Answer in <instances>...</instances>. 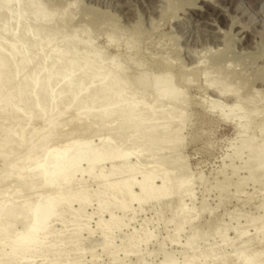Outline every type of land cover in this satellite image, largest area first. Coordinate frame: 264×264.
<instances>
[{"label":"rangeland","instance_id":"rangeland-1","mask_svg":"<svg viewBox=\"0 0 264 264\" xmlns=\"http://www.w3.org/2000/svg\"><path fill=\"white\" fill-rule=\"evenodd\" d=\"M59 2H62V0ZM64 2L65 0L62 3ZM71 2H76L74 6L72 5L73 10L70 12L74 17V22L71 20L72 24H70V21L69 23L67 21V31H78L82 26L85 29V25L88 24L87 29L91 31L92 36L91 34L90 36L93 37L92 41L95 44L93 46L107 53H103L104 56L118 55L117 58L122 63L125 62L126 64L123 63L125 66L130 63L126 67L127 70L132 72V74L130 71L128 73L129 77L132 76L131 79H136L143 72L152 75L151 73L155 72L159 65L166 63L174 67L175 74L178 77L182 75L181 78L191 80L188 85L184 84V93L182 91L186 95L182 97H188L190 100V106L187 109L190 114L188 120L190 123L188 122L182 130L181 136L184 139L176 145L178 147H172L173 145L168 144L152 150L147 140H143L136 145L137 138H140L137 134H132L133 136L121 140V135H118L120 131H117V134H113L112 132L115 131H112V136L108 133L113 129V126H116L114 125L116 123L104 126L97 125L92 129L88 128L89 131L83 129L87 131H85V134L83 131L81 132V129L78 130L76 135L68 136V133H71L74 129L72 121L66 123L64 128L61 127L65 131L60 129L64 134L62 135L59 132L62 135H60V143L63 147L59 145V140L55 144L61 146L62 150L65 148L70 151L72 148L70 142L74 139V144L75 138H78L79 141L82 139L83 141L87 140L93 148L101 144L104 137H110L113 146H118V149L120 148V150L129 153L128 157L121 160V173L116 176L117 178L115 177L116 180L119 179L120 183L127 176L122 172L129 166L133 167V171H136L135 178L137 181L142 180L148 172H154L153 183L155 186L160 187L161 176L172 175L176 178V183L166 191V195L140 203L134 202L131 208L124 213L110 207L111 214L119 217L118 224L120 227L113 231L109 241H101L106 229L98 228L100 199L94 198L86 206V213L77 221H74L69 213H65L63 219H58L52 224L56 231L61 230L63 227H71L68 229L69 232L66 233L68 236H74L76 229L79 226H84L83 231L77 235L76 239L79 241L75 245H61L58 248L60 251L37 258H35V253L30 252V254H27V261H22V263L13 260L8 264H231L234 260H238L236 258L238 252V257L241 259L243 254L240 252L245 251L246 256L250 251V253H257L260 257H257V261L260 259L261 262L262 260L264 262V166L263 168L259 167L262 170L250 174L253 169H257L256 167L264 162V158L251 159L249 157L256 151H260L261 146L256 145L250 150H235V147L239 146L241 141L239 136L240 125L234 121L237 117L233 119L235 116L233 114L236 113L237 116V112H235L237 108L234 107L232 102L236 100V96L227 92L230 98L226 94H222L224 96L222 98L223 96L220 97L221 93L219 92L220 85L219 88H215L218 85L214 87L209 84V79L217 76L216 72L219 68L224 69L226 67L225 73H229L230 75L226 73L228 76H234L233 81L237 78L236 81H239L244 76L247 82L250 77L249 83L247 82L242 88V92H240L241 96L261 91L262 94L259 97L262 98L263 96L264 99V0H71ZM71 2L67 1L65 3L68 5ZM62 3L61 5L64 6ZM17 9L19 8L17 7ZM11 14L16 16L14 12ZM13 16L12 18L10 16L11 20ZM73 25L77 26L74 28ZM78 25L81 27H78ZM11 27L13 28V25ZM80 30L78 33H80ZM110 31H113L111 34L113 33L112 38L115 39L112 44H109L111 34L108 33ZM137 42H139V46ZM132 45L137 46V48L131 50ZM162 56L164 57L162 58ZM129 58L130 60H128ZM165 60L167 62H164ZM131 61H136L135 64L141 62V65L138 64L140 69ZM201 66L204 69L205 67L212 68V70L209 69V74H211L208 77L205 75L207 79L204 76L199 77L202 71L200 70L202 69ZM233 71L236 75L232 73ZM134 72H136V76H133ZM40 77L42 76L40 75ZM231 77H229V82L231 80L232 85L230 90L233 89L234 91L241 81H234L233 83ZM206 80L209 81L210 88L205 84ZM67 81L66 79L60 83L61 86L66 85ZM148 84L151 85V83ZM89 87H91V84H88V89ZM212 87L216 90L219 89V91H208ZM84 88H87L86 85ZM21 92H24L23 88L20 92L18 91V96L22 95ZM128 93L130 94V92ZM75 95L76 90H72L66 93L63 99H71ZM36 96L35 91L30 92L29 97L25 100H32ZM38 96L41 97V93ZM56 96L57 94H49L48 97H43V99L41 97L40 106L42 110L52 108L56 103ZM232 96L235 97L234 100H231ZM244 97L241 98L244 99ZM241 98L240 100H243ZM237 99L239 98L237 97ZM210 101L217 102L214 103L216 105L218 102L221 103L219 105H223L225 101H228L230 107L233 105L234 111L231 110L230 112V108H228L230 115L235 112L231 115L233 117L231 121L234 122H230V120L226 122L223 118H220L219 111L210 108ZM236 101L234 102L236 103ZM157 103H160L159 100ZM181 103L178 101V105L176 103L174 105L179 106ZM228 103L225 104L228 105ZM159 105L157 104V106ZM16 106L18 108V104ZM123 106L121 107L122 111ZM41 107L32 113L30 109H26L20 113L22 119H17L16 122L14 119L17 117L18 109L15 107L10 110L8 116L0 121V128L9 129L8 135L4 139H0V144L17 138L15 134L20 130V127L22 128L21 134L25 136L27 142L31 133L36 127L38 128L44 117H46ZM2 108V105H0V112ZM77 109L78 107H69L66 111L70 112ZM95 111H91L90 114L88 113L80 118L83 120L89 119L97 113ZM123 112H125V109ZM226 112L228 113L227 110ZM56 114L58 112L55 110L50 112L48 116L56 117ZM240 114L242 113H238V116ZM73 122L75 123L73 125H78L77 121ZM59 123L53 121L51 127H56ZM173 124H176V121ZM173 124L170 129L175 127ZM149 125H143V129H148ZM70 126L72 127L71 130ZM78 126L75 129H80V126ZM168 126L171 127V125ZM253 131L249 130L242 136V139L255 134L256 140L260 142L259 132ZM48 132L45 130L42 134L41 138L43 140L48 137ZM79 132L84 135L81 134L83 138L79 137ZM65 134L67 135L66 139L69 137L67 141L71 140L69 143L64 141ZM53 144L47 147L50 155L52 151L57 150L59 147L56 148V145ZM66 145L69 146L66 147ZM46 150L43 148L37 149L34 155L35 159L31 162H24L20 160L24 157L19 156L11 161L8 158L5 160V155L13 150L3 148L2 154H0L1 221L9 208L12 215H14L17 212L15 210L16 205L23 201V198L28 194L27 191L30 193V190H22L23 192L17 193L16 189L19 186L21 187V183L25 185L26 181L28 184L29 180H34L31 176L34 174L35 167L40 164ZM17 161H19L18 165L15 164ZM86 164L82 162L81 165L84 174L83 172V175L78 174V178L79 175L83 176L84 188L88 189L85 192L95 189L92 180L87 178L86 170L88 168L86 167L88 165ZM243 164H250L253 169L251 171L249 169L240 170L237 175H234L235 167L238 168ZM11 165H16L18 169L14 172V175H9V178L4 180L3 176ZM101 166L104 168L103 176L107 175L110 163L103 162ZM165 168L169 170L166 176L163 174ZM172 170H175V172L171 173ZM94 172L98 174L99 168L94 169ZM42 182L40 181V183ZM42 184L37 187H41L39 188L40 192L42 191L41 193H43L42 188L44 186ZM37 188L31 190L32 198L30 196L31 199L26 204L24 211L17 215L6 229H3L4 227L0 228L1 251H8V242L12 240L11 236L24 233L30 225L31 209L37 202L43 200L41 199L42 196L40 198L36 195L39 191V189L37 191ZM33 190L37 192L35 193ZM64 191L65 187L60 180L57 186L49 188V190L45 189L43 196L45 197L46 194L58 196L63 194ZM131 191L140 194L137 186L132 187ZM13 192H16V194ZM85 192L82 193L84 196L86 195ZM11 201L13 204L10 205ZM71 207L77 209L78 204L75 202ZM108 217V213L102 216L105 221L109 219ZM3 223L5 224V222ZM88 231L92 232L91 241L87 246H84L83 241L88 236ZM56 238L60 241L65 237L60 235ZM109 243L113 245H106ZM239 262H234V264Z\"/></svg>","mask_w":264,"mask_h":264},{"label":"bare ground","instance_id":"bare-ground-1","mask_svg":"<svg viewBox=\"0 0 264 264\" xmlns=\"http://www.w3.org/2000/svg\"><path fill=\"white\" fill-rule=\"evenodd\" d=\"M59 1L61 0H0V105L3 107L2 111L0 112V121L4 117L6 118L9 114V111L13 110L15 107L18 109V111L17 117L14 119V121L17 119L21 120L22 118L20 117V113L24 112L26 109H30L32 113L41 107V97L43 99V97H48L49 94H57L55 97L56 103L52 108L42 110L41 107V110L44 112L46 117H44L38 128L36 127V129L31 133V136L27 142L25 136L21 134L22 128L20 127V130L15 134L17 138L10 141H4L2 144H0V154H2L4 147L13 150L11 153L6 154L4 158L5 160L8 158L10 161L19 156L24 157L20 160L24 162H31L35 159L34 155L37 149H47L46 152H44L45 155H43V158H41L42 160L40 164L35 167L33 176H31L34 180H29L30 182L28 181V184L26 181L25 185L24 183H21V187L19 186L16 189L17 193L22 190H30L31 195L29 191H27L28 194L23 198V201L16 205L17 207L15 210L17 212L12 215L9 208L4 219H2V221L0 220V223H2L0 228L4 227L3 229H6L8 226H10L12 220H14L17 215L24 211L26 204H28L29 200L32 198L31 190L44 183L42 184V186L44 185L42 188L43 193H41L42 191L40 192L39 188L41 187L37 188V191L39 189L38 192L40 195L37 191H34L36 189L33 190L35 193L37 192V196H40V198L42 196L41 199L43 200L41 201L39 199L40 201L37 202L31 209L32 212L30 215V225H28V228L24 233L22 232L20 235L16 234L15 236H11L12 240L8 242V251L0 250L1 264H8L13 260L16 262L27 261V254H30V252L33 254L35 253V258H37L58 252V248L61 245H75L79 241L76 239L77 235L83 231L84 226H75L78 227L76 229L75 235L68 236L66 233L69 232L68 229L71 227H63L61 230L56 231L52 224L58 219H63L65 213H69V216L74 221H77L86 213V206L94 198L100 199V204L98 205V215H100L98 218V228L106 229V233L102 235L101 241H109L113 231L120 227L118 224L119 217L111 214L109 210L110 207H114L124 213L131 208V205L134 202L140 203L148 199L158 198L160 196L166 195V191L176 183V178L172 175H168L169 170H166L167 168H165V172L163 174L168 176L160 177V187L155 186L153 183V175H155L154 172H148V174L143 177L142 180L137 181L135 178L137 173H135L136 171H133V167L131 166L126 167L124 172H122L127 176H125L126 178L123 179L124 181H121L122 183H120L119 179L116 180L115 177L121 173V160L128 157L129 153L120 150V148L118 149V146H113L114 144L111 143L110 137H104V140L101 142V144L93 148L90 146L87 140L83 141L82 139L79 141L78 138H75L76 141L73 144L74 139L72 142H70L71 140L69 139L70 147L72 145L71 150L67 151L65 148L62 150L63 145L60 143V135H64L63 131L65 130L61 129V127L64 128L66 126L65 124L71 121L74 129H72L70 126V130L72 129L73 131H71V133L69 132L68 136L76 135L78 130L81 129V132L83 131L85 134L86 130L83 129H87V131H89V129H92L97 125L104 126L107 124L116 123L114 124L116 126H113V129L108 131V133L112 136V133L117 134V131H120V134L118 133V135H121V140H123L125 137L137 134L140 136V138H137L136 145H138L143 140H147L151 147L150 149L152 150L157 149V147L162 145L169 144L173 145L172 147L176 146L184 139L181 136V132L185 128V125L189 122L188 120L190 118V114L187 111L188 107L190 106V100L188 97L182 96L185 95L183 94L184 84L188 85L191 83V80H188L189 78H181L182 75L181 77H178V75L175 74L176 72L174 67L169 66L166 63L162 64L161 66L159 65L158 69L156 68V71L151 73L152 75L148 74V72L147 74L140 72L141 74H139L136 79H131L132 72L127 70L126 67L130 64L129 62V64L125 66L123 64L125 62L122 63L117 58L118 55H113L111 57L110 55L104 56V54L107 53H104L101 51V49H96L95 46H93L95 44H93L94 42L92 41L93 37H91V31L87 29L88 24L85 25V29H83V26L80 28L82 30L78 29V31L80 30L81 34L75 30L73 32L69 30L67 31L66 23L67 21L68 23L70 21V24H72L71 20L73 21L74 17L70 12L73 10L72 5L74 6L76 2L73 3L71 0H65L66 3L67 1L71 2L67 5L65 2L62 3L64 0H62V2ZM61 3L64 4V6H62ZM17 7L19 9H17ZM16 10H18L17 13ZM13 12L16 16L11 14ZM10 16L11 18L13 16V21L10 19ZM12 25L13 28L11 27ZM73 26L75 28L77 25ZM79 26L80 25H78V27ZM71 28L74 29L73 27ZM111 32L113 31L107 33L111 34ZM112 34L109 36V39H111L109 44L115 42V39L112 38ZM137 43L139 46V42ZM136 48L137 46L133 45L130 47L131 50ZM163 57L164 56H162V58ZM128 60H130V58ZM131 62L138 68V64L141 65V62L138 64H135L136 61ZM164 62L167 61L165 60ZM200 68H202V66ZM210 68L211 67H209V69ZM225 68H219L218 71L216 69L217 76H213L212 79L208 78L210 82L206 80V83H204L207 84V87L210 84V86L214 87L218 85L215 88H219L220 85V91L219 89L216 90L213 87V89L211 88L208 90L219 91L221 96L218 92L216 93L220 97L223 96L222 94H226L227 96L229 94L227 92L232 93L230 95L235 94L233 96H236V100L238 101L234 100L233 98L235 97L233 96L231 100L233 99L236 101V103L234 101L232 102L234 107L237 108V111H235L237 112V116L235 112H232L235 113L233 114L235 116L234 118L231 117L232 113L230 115L229 108L231 112V110L234 111V107L233 105L230 107L231 105H229L228 101H225V103L227 102L228 105L225 103L223 105H219L221 104L219 102L216 105L214 103L217 102L210 101V108L214 111L218 110L219 117L223 118L226 122L229 120L232 122L233 120L231 121V118L235 119L237 117L234 121L240 125L241 130L239 132V136L241 141L240 145L235 147V150H250L256 145H260L261 150L256 151L249 157L251 159L257 157L264 158V99L263 96L262 98H260L261 96L259 97V95L262 93L261 91H255L253 94L250 93V95L245 94L247 95L246 97H244L245 95L241 96L240 92H242V88L245 84H247V82L249 83L250 79L249 77V79H247L248 81L246 82V78H244V76L243 79H240L239 81H236L238 80L236 77L237 79L234 80L235 82H242L243 80L245 82L243 81V83L240 82L237 84V87L234 91L233 89L230 90L232 85L230 83L231 80L229 82V77L231 76H228L230 75L229 73L226 72L228 75L225 73ZM209 69L208 67H205V69L204 67L200 69L202 71L199 77H205V75L208 77V75L211 74H209V71L212 70V68L210 70ZM129 71L131 73V77L128 75ZM234 71L232 73H234ZM135 73L136 72H134L133 76ZM40 75L42 77H40ZM207 77L205 78L207 79ZM233 77L234 76H232L231 79ZM66 79L68 81L66 85L62 87L60 83ZM233 79H235V77ZM233 79L232 82L234 83ZM87 82L89 85L91 84L89 89ZM148 83H151V85ZM59 85L62 88H60ZM85 85L87 87L86 89L84 88ZM148 85L151 87L149 86L147 88ZM210 86L208 88H210ZM207 87L206 89H208ZM22 88L24 92H21L22 95L20 94V96H18V91L20 92ZM148 89L150 90L148 91ZM72 90H76L75 97L71 99H63L64 95ZM33 91L36 92L37 96L32 100H25L29 97V93H32ZM204 91L206 90L204 89ZM128 92H130V94ZM37 93H41V97L38 96ZM237 97L239 99H237ZM241 97H244V99ZM222 98H224V96ZM240 98L243 100H240ZM158 100L160 103H157ZM178 101H180V103L182 102L179 106H177ZM16 103L18 104V108ZM175 103L177 104L176 106L174 105ZM157 104L160 105L157 106ZM122 106L124 107L125 112H123L124 109L122 111ZM69 107H78V109L67 112L66 110ZM55 110L58 112V114H56L57 116L49 117L48 114ZM91 111H95L97 113L86 120L80 118L83 115H87L88 113L90 114ZM63 113H65V115H63ZM238 113H242L240 114L242 116L239 115V117ZM53 121H58L60 123L56 127H51ZM73 121H77L80 129H75L78 125H73ZM175 121L176 124H173ZM150 123L152 125H149ZM172 124L175 125V127L170 129L172 128ZM143 125H149L150 127L145 130L143 129ZM168 125H171V127ZM1 128L0 139H4L8 135L9 129H5L3 127ZM60 129L63 131L61 132ZM45 130L49 132L48 137L43 140L41 136ZM249 130H256L259 132L258 134L261 136L260 142L256 140L257 138L255 137V134L246 139H242V136ZM59 132H61V134ZM81 134L82 133L79 134V137ZM66 136V134L65 138L63 136L65 142L69 138L68 137L66 139ZM58 140L60 143L59 145L62 147L59 145L58 147L55 144V142ZM69 142L67 141V143ZM52 143H54L53 145H56L55 147H58L59 149H53L55 152L52 151V154L50 155L48 153L49 150L47 147ZM67 146L69 145H66V147ZM82 162L87 163V178H90L92 183L95 185V189L87 192H85V190L88 189H85L83 185V176L79 175L78 178V174H82L84 171L81 169ZM103 162L110 163L109 173L105 176H103L104 168L101 166ZM18 163L19 161H17L15 164L18 165ZM16 165L10 166L3 176L4 180L9 178V175H14V172L18 169ZM260 165L256 167L258 169L257 170L253 169L250 164H243L240 167L238 166V168L235 167L233 174L237 175L240 170L245 169H249L250 171L253 169L250 174H254L257 171L262 170L261 168H263L264 162H262ZM96 168H99L98 174H95L94 172V169ZM170 172L174 173L175 170ZM60 180L65 187L64 193L59 194L58 196L55 194H46L47 196L45 195L44 197V190H49V188L57 186ZM40 181L43 182L40 183ZM24 186L27 189H25ZM134 186H137L139 189V195L131 191L132 187ZM83 192H85V196L82 194ZM13 193L16 194V192ZM75 202L78 204L77 209L71 207ZM1 204L2 203H0V205ZM9 204L11 205L13 202L11 201ZM105 213L109 214V219L107 221L102 218ZM3 222H5V224ZM69 224L71 225V223ZM72 224L74 225V222ZM76 224L78 225L77 222ZM91 233V231H88V236L83 241L84 246H87L91 241ZM60 235L65 238H62L60 241H58L56 236ZM106 245L110 246L113 244L109 243ZM238 253L237 255L239 256ZM240 253L243 255L241 256L240 254L241 259L236 256L238 259L236 260L238 262L240 260V262L243 264H264L263 260L262 262L260 259V262L259 260L257 261V257H260L255 252L250 254L247 253L248 256H246V251ZM242 257H245L246 259ZM28 259L30 258L28 257ZM237 261L234 260V262ZM234 262L231 264H234ZM240 262L238 264H241Z\"/></svg>","mask_w":264,"mask_h":264}]
</instances>
